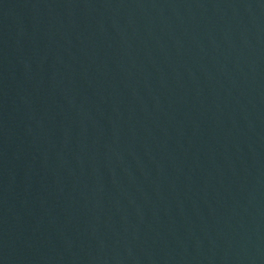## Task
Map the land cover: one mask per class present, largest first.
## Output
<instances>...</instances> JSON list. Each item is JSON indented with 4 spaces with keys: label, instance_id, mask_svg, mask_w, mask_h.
I'll list each match as a JSON object with an SVG mask.
<instances>
[{
    "label": "water",
    "instance_id": "water-1",
    "mask_svg": "<svg viewBox=\"0 0 264 264\" xmlns=\"http://www.w3.org/2000/svg\"><path fill=\"white\" fill-rule=\"evenodd\" d=\"M0 264H264V0H0Z\"/></svg>",
    "mask_w": 264,
    "mask_h": 264
}]
</instances>
